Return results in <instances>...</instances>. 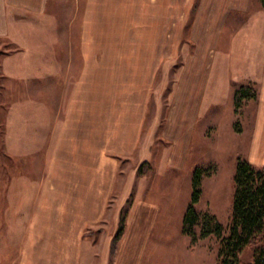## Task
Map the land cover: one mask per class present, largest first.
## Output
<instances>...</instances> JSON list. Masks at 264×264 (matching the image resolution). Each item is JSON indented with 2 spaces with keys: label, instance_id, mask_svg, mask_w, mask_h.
<instances>
[{
  "label": "rangeland",
  "instance_id": "obj_1",
  "mask_svg": "<svg viewBox=\"0 0 264 264\" xmlns=\"http://www.w3.org/2000/svg\"><path fill=\"white\" fill-rule=\"evenodd\" d=\"M197 1L47 0L41 13L9 14L6 35L0 37V264H118L126 214L121 212L124 229L116 243L112 232L120 219H110L112 203L99 224L72 228L69 224L79 222L72 219L80 214L78 206L53 181L79 178L68 171L90 162L93 122L100 135L108 103L133 98L128 80L134 93L135 81L151 76L144 144L157 135L187 52ZM229 33L226 28L224 37ZM244 37L237 34L234 47L229 44L221 76L215 69L212 73L183 170H166L168 146L157 135V182L150 183L145 198L163 210L150 220L141 250L127 249V242L122 264H217L220 238L210 234L190 244L182 220L195 168L202 172L195 209L212 214L223 235L231 219L237 160L264 168V75L261 67L254 70L258 57L246 49ZM241 85L251 89V96L234 112V91ZM127 162L132 167L137 161ZM67 214L71 218H62L68 225L61 229L58 222ZM79 234L85 239L82 251L59 249L70 235L78 239ZM239 258L251 264L253 245Z\"/></svg>",
  "mask_w": 264,
  "mask_h": 264
},
{
  "label": "crops",
  "instance_id": "obj_2",
  "mask_svg": "<svg viewBox=\"0 0 264 264\" xmlns=\"http://www.w3.org/2000/svg\"><path fill=\"white\" fill-rule=\"evenodd\" d=\"M46 2L47 0H0V37L6 35L9 14L14 16L17 11L41 13L46 8ZM194 10L188 26V47L184 62L177 71L170 106L157 127L159 137L154 133L144 144L142 126L147 114L151 76L136 80L134 93H131L134 83L128 80L127 92L133 98L108 103V110L102 116L100 135L96 133L98 131L95 132V121L93 122L90 162L70 167L68 172L78 173L79 178L75 176L73 179L53 181L52 186L66 189L59 192L73 199L72 202L78 206L77 212L80 214L72 216V219L79 222L69 224L72 228L80 230L102 222L109 203L114 205L111 207L110 219L116 217L121 220V212L126 214L128 222L120 241L118 264H122L120 256L122 250H126L128 241L127 249L132 247L134 251L141 250V242L148 233L150 220L157 219L163 210L158 202L145 198L150 183L157 182L154 180L158 169L153 158L154 141L159 138L162 144L168 146L162 152L167 157L162 159L166 170H183L202 107L211 91L212 73L214 69L217 71L216 76H221V72H224L225 53L229 44L234 47L237 34L246 36V49L253 50L259 61L254 70L261 67L264 75V6L259 0H198ZM226 28L230 29L228 38L224 37ZM216 61L219 65H215ZM94 137L99 142L101 140L102 149L95 143ZM120 159L125 163L119 164ZM134 160L137 162L132 165ZM127 161L132 167L126 164ZM139 162L147 164L142 166ZM142 183H146V187ZM170 193L172 196L173 190ZM128 201L130 206L124 207ZM67 215L60 217L58 223L62 226L61 229L68 225L62 218L69 220L72 214ZM104 226L106 228L108 225ZM76 232L74 229V236ZM80 235L77 236L78 239H71L73 236L70 235L59 249L82 251L85 239ZM106 241L107 239L103 241V245ZM110 241L111 239L108 246Z\"/></svg>",
  "mask_w": 264,
  "mask_h": 264
},
{
  "label": "trees",
  "instance_id": "obj_3",
  "mask_svg": "<svg viewBox=\"0 0 264 264\" xmlns=\"http://www.w3.org/2000/svg\"><path fill=\"white\" fill-rule=\"evenodd\" d=\"M264 6V0H259ZM251 96V89L241 85L234 91V112L239 102ZM201 169L195 168L191 185V200L182 220V232L190 237V244L200 238L214 234L220 238L217 264H241L240 254L249 245H253L251 264H264V168L254 167L244 159H238L233 176L234 193L231 219L227 235H223V226L207 212H198L195 204L201 193ZM196 226H200L197 234ZM124 229V220L119 221L112 239L116 243Z\"/></svg>",
  "mask_w": 264,
  "mask_h": 264
}]
</instances>
